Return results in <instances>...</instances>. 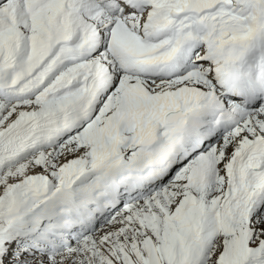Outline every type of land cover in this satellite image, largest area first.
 <instances>
[{
	"label": "snow or ice",
	"instance_id": "obj_1",
	"mask_svg": "<svg viewBox=\"0 0 264 264\" xmlns=\"http://www.w3.org/2000/svg\"><path fill=\"white\" fill-rule=\"evenodd\" d=\"M0 264H264V0H0Z\"/></svg>",
	"mask_w": 264,
	"mask_h": 264
}]
</instances>
